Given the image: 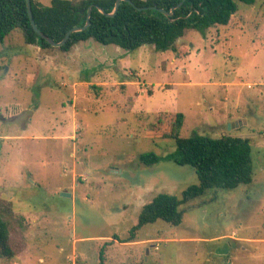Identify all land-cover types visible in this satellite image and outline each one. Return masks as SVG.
<instances>
[{"label":"rangeland","instance_id":"obj_1","mask_svg":"<svg viewBox=\"0 0 264 264\" xmlns=\"http://www.w3.org/2000/svg\"><path fill=\"white\" fill-rule=\"evenodd\" d=\"M236 5L173 51L88 40L64 52L19 31L0 42V198L16 221L0 264H99L101 249L104 264H264V0ZM163 111L184 115L182 137L248 138L252 180L208 189L180 205V224L122 243L156 194L198 181L190 166L139 162L175 149L153 128Z\"/></svg>","mask_w":264,"mask_h":264},{"label":"trees","instance_id":"obj_2","mask_svg":"<svg viewBox=\"0 0 264 264\" xmlns=\"http://www.w3.org/2000/svg\"><path fill=\"white\" fill-rule=\"evenodd\" d=\"M116 0H50L45 6L30 0L31 13L37 30L54 42H60L66 32L85 25L87 9L91 7L90 23L84 30L72 32L59 48L69 51L74 45L93 40L102 45H116L125 51H133L142 45H150L155 51L175 50L178 39L188 30L203 35L214 25H227L237 10L236 1L252 4L255 0H131L133 4L120 1L113 15ZM155 6L157 9L148 7ZM173 14L165 15L158 8ZM142 8V9H137ZM12 31H19L26 44L41 49L52 47L40 37L30 24L26 0H0V42ZM184 122L181 112L157 113L153 125L158 136L170 137L175 143L174 151L160 156L145 152L138 156L141 164L149 166L169 160L181 166H190L197 175V183L187 186L180 197L166 192L156 194L144 204L137 222L129 230V236L119 242H130L145 224L157 220L178 225L183 211L180 205L202 196L213 188L233 189L252 180L251 144L248 138L221 135L213 138L194 133L182 137ZM154 138L155 134H151ZM10 201L0 198V253L12 257L10 232L16 221ZM19 221V220H18ZM99 264H104V253L99 251Z\"/></svg>","mask_w":264,"mask_h":264},{"label":"water","instance_id":"obj_3","mask_svg":"<svg viewBox=\"0 0 264 264\" xmlns=\"http://www.w3.org/2000/svg\"><path fill=\"white\" fill-rule=\"evenodd\" d=\"M120 1H125V2H128L130 4H133V2L131 0H116L115 1V6H114V10L109 15H113L117 11ZM26 6H27V14H28V18H29L30 24L32 25V27L34 28V30L37 31L38 35L40 37L44 38L53 47H60V46H62L67 41V39L69 38V36H70V34L72 32L79 31V30H84V29H86L88 27V25L90 23L89 17H90L91 7H88V9H87V18H86L85 25L82 26V27H80V28H72V29L68 30L66 32V34L64 35L63 39L60 42H54L53 40H51L50 38L46 37L45 35H43L42 33H40L37 30V28L35 26V23H34V20H33V17H32V13H31V3H30V0H26ZM176 7L177 6L171 8L170 12H166L165 10L160 9V8H158V10L160 12H162L163 14H165V15H171V14H173V10ZM148 8H150V9H157L155 6H151V7H148ZM137 9H142V8H138L137 7Z\"/></svg>","mask_w":264,"mask_h":264},{"label":"crops","instance_id":"obj_4","mask_svg":"<svg viewBox=\"0 0 264 264\" xmlns=\"http://www.w3.org/2000/svg\"><path fill=\"white\" fill-rule=\"evenodd\" d=\"M85 42H87L88 43V41H85ZM84 42V43H85ZM84 43H82V45L80 44V47H81V49L82 50H84V53H88V48L86 47L88 44H86V45H84ZM140 241H143V240H140ZM135 242H137V241H133V242H131V243H135ZM123 243V242H122Z\"/></svg>","mask_w":264,"mask_h":264}]
</instances>
